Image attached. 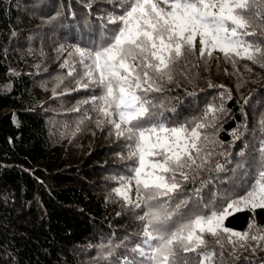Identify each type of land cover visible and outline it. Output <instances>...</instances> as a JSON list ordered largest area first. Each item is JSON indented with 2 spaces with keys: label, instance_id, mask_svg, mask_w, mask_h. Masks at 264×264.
<instances>
[{
  "label": "trees",
  "instance_id": "trees-1",
  "mask_svg": "<svg viewBox=\"0 0 264 264\" xmlns=\"http://www.w3.org/2000/svg\"><path fill=\"white\" fill-rule=\"evenodd\" d=\"M87 2L0 0V264H104L97 245L109 240L118 245L142 229L136 217L143 211L126 206L112 192L119 185L111 177L130 174L132 162L117 157L126 155L124 141L109 127L97 126L99 117L91 105L72 111L99 91H68L79 76L67 77L68 70L60 67L70 45L99 43L97 17L119 11L106 0H95L89 10ZM61 45L62 53L57 51ZM173 75L163 92L150 94L154 103L164 104L156 111L163 112L170 126L199 118L209 103L223 104L214 127L201 129L215 141L208 145L214 154L196 174V182L186 185L191 193L200 181L212 179L204 190L210 199L216 190L230 187L238 164L250 165L258 155L264 140L259 123L264 116V67L246 59L233 65L223 54L201 58L195 49L175 65ZM57 76L65 77L56 89L65 94L54 97ZM209 83L224 87L210 88ZM173 106L176 111H169ZM234 129L243 133L235 142ZM217 162L226 171H212ZM253 219L264 228V209L238 212L225 226L243 232ZM208 241L217 254L215 264H264V242L249 240L245 247L225 242L220 249L214 238ZM116 252L122 255L125 249Z\"/></svg>",
  "mask_w": 264,
  "mask_h": 264
},
{
  "label": "snow or ice",
  "instance_id": "snow-or-ice-1",
  "mask_svg": "<svg viewBox=\"0 0 264 264\" xmlns=\"http://www.w3.org/2000/svg\"><path fill=\"white\" fill-rule=\"evenodd\" d=\"M106 3L119 11H106L97 17L101 22L99 43L91 47L70 45L68 58L60 65L68 70L67 77L79 76L76 87L68 91H99L72 111L91 105L99 117L97 126L109 127L117 140L124 141L126 155L117 153V157L132 162L130 174L111 177L119 185L112 192L126 206L143 211L136 217L142 229L118 245L111 240L97 245L98 260L104 264H215L217 254L208 237L214 238L220 249L225 242L234 247H245L249 240L257 245L264 242V228L254 219L243 232L225 226L238 212L264 209V140L252 164L241 162L233 169L235 179L229 178V188L218 189L206 199L204 190L213 182L209 179L188 193L186 185L196 182V174L214 154L208 145L215 141L201 129L214 127L217 114L224 111L223 104L209 103L199 118L170 126L162 118L163 112L156 111L164 104L157 105L150 98L173 80L175 65L195 51L197 40L201 58L219 50L233 65L237 59H246L264 67V0ZM94 4L95 0H88L85 7L91 10ZM57 51L64 52L65 46ZM55 79L53 95L62 96L65 93L56 89L65 77ZM209 87L224 86L209 83ZM227 98L231 99L230 93ZM249 98L244 99L245 105ZM169 111L175 112V106ZM259 123L264 133V116ZM244 127L247 130L246 124ZM242 135L234 129L233 142ZM238 155L245 157L243 152ZM212 171L226 169L217 162ZM133 185L134 199L129 195ZM121 247L125 253L117 255Z\"/></svg>",
  "mask_w": 264,
  "mask_h": 264
},
{
  "label": "rangeland",
  "instance_id": "rangeland-1",
  "mask_svg": "<svg viewBox=\"0 0 264 264\" xmlns=\"http://www.w3.org/2000/svg\"><path fill=\"white\" fill-rule=\"evenodd\" d=\"M195 49H196L197 51L200 52V45H199L198 40H197V42H196V47H195ZM213 53H214L215 55H217V56H220V55L222 54L219 50H215V51H213ZM129 195H130V196L133 195V197H135L136 193H135V188H134V187H133L132 191L129 193Z\"/></svg>",
  "mask_w": 264,
  "mask_h": 264
}]
</instances>
